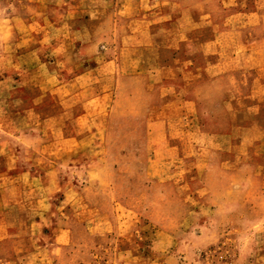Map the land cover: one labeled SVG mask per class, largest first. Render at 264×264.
I'll list each match as a JSON object with an SVG mask.
<instances>
[{
    "label": "rangeland",
    "instance_id": "rangeland-1",
    "mask_svg": "<svg viewBox=\"0 0 264 264\" xmlns=\"http://www.w3.org/2000/svg\"><path fill=\"white\" fill-rule=\"evenodd\" d=\"M158 1L0 0V264H264V0Z\"/></svg>",
    "mask_w": 264,
    "mask_h": 264
},
{
    "label": "crops",
    "instance_id": "crops-1",
    "mask_svg": "<svg viewBox=\"0 0 264 264\" xmlns=\"http://www.w3.org/2000/svg\"><path fill=\"white\" fill-rule=\"evenodd\" d=\"M126 3L127 4L122 3L120 8L123 7V5H124V7L126 8L125 13H136L138 16V18H137L138 21H140L142 19L141 21L145 25H143V27H141V29L146 30L145 31L146 33H144V36H145L144 39H146V40L151 38L150 36H147V34L151 35L150 31H147V30H149L154 25V22H161V20H169L165 16H160L161 14L164 15L165 11L159 7V5H158L159 1L158 0H126ZM154 7L155 8L157 7V10L152 9ZM150 11H152V12H150ZM152 18H154V19H152ZM151 40L152 39H150V41H147V42L145 41V43L152 42ZM33 102L35 103L38 101H35V98H34ZM35 107L32 106L31 109H33Z\"/></svg>",
    "mask_w": 264,
    "mask_h": 264
}]
</instances>
